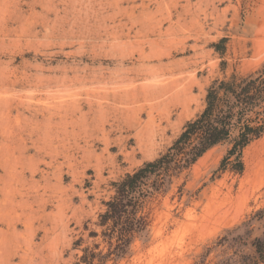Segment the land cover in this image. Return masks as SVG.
I'll return each mask as SVG.
<instances>
[{
	"label": "rangeland",
	"instance_id": "1",
	"mask_svg": "<svg viewBox=\"0 0 264 264\" xmlns=\"http://www.w3.org/2000/svg\"><path fill=\"white\" fill-rule=\"evenodd\" d=\"M262 68L264 0H0V264L106 252L113 184L165 153L214 81ZM227 150L146 201L148 232L115 264H196L264 207V133L242 172Z\"/></svg>",
	"mask_w": 264,
	"mask_h": 264
},
{
	"label": "trees",
	"instance_id": "2",
	"mask_svg": "<svg viewBox=\"0 0 264 264\" xmlns=\"http://www.w3.org/2000/svg\"><path fill=\"white\" fill-rule=\"evenodd\" d=\"M263 133L264 68L214 81L206 91L203 110L184 125L165 153L113 184L115 194L98 223L107 250L95 252L98 244L85 248L76 264H115L124 258L134 239L148 232V217L143 213L148 199L165 191L174 176L218 146L228 149L221 164L234 157L233 169L242 172L243 149ZM212 252L214 258L208 261ZM196 264H264V207L225 230L211 247L204 248Z\"/></svg>",
	"mask_w": 264,
	"mask_h": 264
},
{
	"label": "bare ground",
	"instance_id": "3",
	"mask_svg": "<svg viewBox=\"0 0 264 264\" xmlns=\"http://www.w3.org/2000/svg\"><path fill=\"white\" fill-rule=\"evenodd\" d=\"M258 33V32H257ZM179 86V85H178ZM177 87V86H176ZM184 88V87H183ZM112 105V104H111Z\"/></svg>",
	"mask_w": 264,
	"mask_h": 264
}]
</instances>
